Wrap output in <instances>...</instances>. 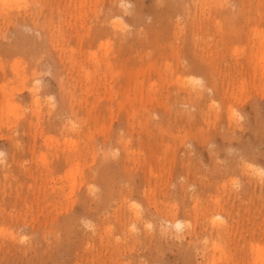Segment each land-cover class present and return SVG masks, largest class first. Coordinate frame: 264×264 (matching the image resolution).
Returning <instances> with one entry per match:
<instances>
[{"label": "rangeland", "instance_id": "1", "mask_svg": "<svg viewBox=\"0 0 264 264\" xmlns=\"http://www.w3.org/2000/svg\"><path fill=\"white\" fill-rule=\"evenodd\" d=\"M0 264H264V0H0Z\"/></svg>", "mask_w": 264, "mask_h": 264}, {"label": "bare ground", "instance_id": "2", "mask_svg": "<svg viewBox=\"0 0 264 264\" xmlns=\"http://www.w3.org/2000/svg\"><path fill=\"white\" fill-rule=\"evenodd\" d=\"M179 79H180V78H179ZM197 91H198V90H197ZM189 93H190V92H189ZM195 93H196V92H195ZM195 93H194V94H195ZM190 94H191V93H190ZM199 94H200V92H199ZM199 94H197V95H199ZM199 96H200V95H199ZM232 113H233V112H232ZM232 113H230V114H232ZM229 116H230V115H229ZM217 216H218V215H217ZM167 221H169V220H167ZM167 221H166V223H168ZM131 224H132V223H131ZM169 224H170V223H169ZM173 224H174L175 227L178 229V228H180L181 224H183V223H181V221L178 220V221H176V222L174 221ZM173 224H172V225H173ZM174 225H173V226H174ZM217 235H218V234H217Z\"/></svg>", "mask_w": 264, "mask_h": 264}]
</instances>
